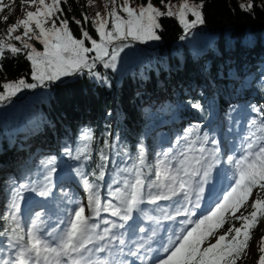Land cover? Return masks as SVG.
Wrapping results in <instances>:
<instances>
[{
	"label": "snow or ice",
	"instance_id": "1",
	"mask_svg": "<svg viewBox=\"0 0 264 264\" xmlns=\"http://www.w3.org/2000/svg\"><path fill=\"white\" fill-rule=\"evenodd\" d=\"M67 3L68 0H21L22 5L35 10L26 11L24 18L17 19L0 34V71H3L2 61L8 58L6 54L11 57L23 54L30 62L31 82L21 76L0 83L3 89L0 105L11 103L25 89L47 88L62 77L75 74H87L107 83L96 71L97 64L115 70L120 54L135 42L159 41L161 18H176L185 34L205 23L204 0L200 3L180 0L178 5L172 0H160L165 10L155 6L153 0L136 6H132L131 0L122 3L107 0L106 15L97 12L91 20L98 39L84 27L90 20L87 14H83V24L81 19L72 18L81 33L77 38L69 19L62 18L61 5ZM239 6L251 11L253 0ZM4 7L0 0V11ZM189 15L194 19H189ZM8 19L2 17L3 21ZM21 27V34H15ZM32 41L42 45L43 50H38ZM86 41L91 46H86ZM191 107L203 111L198 102ZM252 110L259 118L249 121L239 145L240 154L236 155L234 148V154L226 155L231 171L230 187L206 214L195 219L223 155L219 142L207 133L200 135L198 125L185 129L174 146L155 153L154 163L149 162L141 143L136 155L129 157L130 163L117 173L120 178L107 184L110 198L103 202L98 182L105 179L109 156L101 148L100 163L91 172L93 181L79 167L75 170L83 180L86 203H78L64 193L73 206L63 209L60 214L63 218L58 216L55 227L49 224L51 216L45 219L43 210L34 212L25 227L21 217L23 193L29 191L43 198L53 196L55 158L41 161L49 166L42 183L17 184L12 180L8 185L6 211L0 213V218L7 222L0 231V237L6 241L0 245V253H4L0 255V264H131L127 257L138 259L140 264H242L252 246L254 231L264 219V109ZM81 139L85 143L76 149L74 156L67 148L64 152L77 161H89L92 159L89 145L94 134L86 130ZM208 144L212 147H207ZM104 145L108 146L107 140ZM159 201L171 203L160 208ZM145 203L157 205L160 215L152 216L142 209ZM102 213H110L118 220L104 218ZM134 213H140L155 227H140L134 222ZM177 217H183L179 220L180 227L165 241L159 236L160 220L176 221ZM225 225L228 227L221 231ZM158 240L159 247L153 248ZM255 246L259 253L257 264H264V235L256 240ZM160 250L165 254L163 258L152 255Z\"/></svg>",
	"mask_w": 264,
	"mask_h": 264
},
{
	"label": "trees",
	"instance_id": "2",
	"mask_svg": "<svg viewBox=\"0 0 264 264\" xmlns=\"http://www.w3.org/2000/svg\"><path fill=\"white\" fill-rule=\"evenodd\" d=\"M135 1L138 5L146 3V0ZM2 2L5 9H9L8 0ZM194 2L200 3V0ZM153 3L165 10L160 0H153ZM172 3L178 5L180 2L172 0ZM240 4L239 0H204L205 23L197 25L188 34L176 18H161L162 29L158 30L161 39L135 42L126 48L120 54L118 72L97 64L96 71L107 83L87 74H75L62 77L47 88L25 89L13 97L11 103L0 105V165L15 161L16 151L22 145L16 138L20 128H23L22 140L30 146L29 153L35 155L36 152L39 162L49 159L46 149L52 150L53 146L60 149L54 164L59 158L68 162L70 157L64 149L75 154L85 143L81 139L82 133L92 131L94 139L89 150L93 162L84 169L92 181L95 177L91 172L98 164L101 148L107 155L114 153L129 158L136 155L142 143L149 154L154 145V134L149 131L157 116L143 113L141 105L151 103V94L160 87L172 86L174 109L200 103L203 111L198 110V118L204 119L208 113L219 110L226 121V104L241 101L245 96L256 102V108L264 109L261 106L264 83L257 80L260 67L256 64L257 56L264 54V0H253L251 11L241 9ZM61 6L64 8L62 18L69 19V26L77 38L81 33L72 18L81 19L83 24V14H87L90 20L84 27L98 39L91 23L95 15L90 12L88 0H68ZM5 9L0 11V34ZM107 10L105 8L104 15ZM188 18L194 19L191 15ZM17 32L21 34L22 29ZM181 36L185 38L181 40ZM32 42L38 50H43L38 42ZM86 46H91L89 41ZM6 56L8 58L2 61L0 83L21 76L31 82L30 62L25 56ZM248 69H252L255 77L250 87L245 88L241 78ZM207 84H210V90L206 95L183 92L184 89L204 88ZM170 110V114L174 112ZM189 111L196 116V110ZM179 131L182 132V128ZM105 140L108 146L104 145ZM38 164L46 170L49 167ZM5 226L7 222L0 218V231Z\"/></svg>",
	"mask_w": 264,
	"mask_h": 264
},
{
	"label": "rangeland",
	"instance_id": "3",
	"mask_svg": "<svg viewBox=\"0 0 264 264\" xmlns=\"http://www.w3.org/2000/svg\"><path fill=\"white\" fill-rule=\"evenodd\" d=\"M177 1L180 2V0H177ZM106 2H107V0H91V3H89V0H88L89 9H90L91 14L95 15L97 12H100L101 14H104V10H105V6L104 5H105ZM239 2H241V4L242 3L243 4H246L248 2V0H239ZM8 3H9V9H5V7H4V9H5L4 11H6V13L3 12L2 15L3 16H8L9 19L7 21H3L2 18H1L2 23L4 25V27L2 29V33H4V31L7 29V27L10 26L12 23H14L17 19L24 18V15H25L26 11L35 10L34 7H31L30 8L27 5H22L21 4V0H8ZM131 3H132V6L138 5V3L135 0H131ZM19 29H22V27L19 28ZM15 34H19V33L16 32ZM12 42L13 43H16L15 41H12ZM258 65H259L260 69H263L264 68V60H260L258 62ZM251 70L252 69L246 70V73L243 75V78H244L243 79V83H244V86L245 87H249L251 85L252 81L254 80L255 74L253 75V79H252V76H251V72L252 71ZM259 71H261V70H259ZM263 74H264V72H263ZM259 80H262V82H264V76H261L259 78ZM158 90H159V93L160 94L157 93L155 95V97H153V96L151 97V99H152L151 100V103H153V104H151L149 106V104L143 103L141 105V110L144 109L145 111L158 112V113H161L162 114L164 112L165 108L168 107L169 105H171L172 99L170 97V90H168V87L167 86L165 88L160 87L156 91H158ZM207 90L208 91L210 90V84H207L204 88L195 89L194 91L197 92V93H200L201 95H203V94L206 93ZM183 92L186 93V92H189V91H187L186 89H184ZM198 126H199V131H201V130L202 131H208V127L205 126L204 128H202L200 125H198ZM247 126L242 127V128H236V130H241L242 131V133L240 134V136L238 138L239 141H241L242 137L244 135H246ZM161 129H162V131L165 130L164 127H161ZM230 131L231 130H222V132L219 131L217 137L218 138L219 137H225L228 134V132H230ZM20 132H21V134L19 135V139H21V138L24 137L23 132L22 131H20ZM217 141H218V139H217ZM175 143H176V141L172 144V146H174ZM168 147H166L164 149H167ZM207 147H212V145H207ZM16 154H18V156H20V157H17V159H16L17 162H19V160H26V159L28 160V159H30V157L27 158V154H26L25 150L22 149V148H19L17 150ZM114 160H116L115 157H114V155L110 156V161L113 162ZM74 161H77V160L74 159ZM74 166H76V163H74ZM125 166H126V164H125ZM10 172L11 171H8L6 173H10ZM66 174H67V172L65 170H62V171H60V172L57 173V175L59 176V178H61L62 176L66 175ZM69 176H70L71 179L80 178V176L77 175L76 171L69 173ZM1 181H3V180H1ZM114 187H115V185H114ZM7 192H8V190L6 191V193ZM108 192H109V190H108L107 187H105V190L104 189L103 190L100 189V193H101V197H102V202H103V200H105L106 198L109 197ZM6 193L2 194L0 198H3L5 200V194ZM23 195H24V199L21 202V210H22V206L25 204L24 203V200L26 201L28 199V195H26L25 193H23ZM70 197H72V196H70ZM1 201L2 200L0 199V204H1ZM113 202L116 203V201H113ZM157 203L161 204L159 207H161L163 205L162 208H166V207H168V205L171 202H168V201H159ZM149 206L147 208V211H150L149 210V208H150L151 210H154V213H156V215H157V213L159 212V210L157 208V205L151 204ZM227 227H228V225H225V229H222L221 231L226 230ZM263 233H264V224H261V225H259L257 231H254L252 246L250 247V250H249L248 254L245 256L242 264H257V259H258L259 253L257 251V248L255 246V243H256V240H258L259 237L261 235H263ZM0 241L1 242L3 241V243H6L5 238H3V237H0ZM213 242H214V240H213ZM1 254L2 253H0V255Z\"/></svg>",
	"mask_w": 264,
	"mask_h": 264
},
{
	"label": "bare ground",
	"instance_id": "4",
	"mask_svg": "<svg viewBox=\"0 0 264 264\" xmlns=\"http://www.w3.org/2000/svg\"><path fill=\"white\" fill-rule=\"evenodd\" d=\"M118 70H119V67L117 66V68L114 70L115 72H118ZM168 90H170L169 89V87H168ZM157 93H159V90L158 91H156V93L154 92V93H152L151 95L153 96V97H155V95L157 94ZM160 94V93H159ZM1 193H0V197H1ZM1 200H2V198H0ZM3 244V241L1 242L0 241V245H2Z\"/></svg>",
	"mask_w": 264,
	"mask_h": 264
}]
</instances>
